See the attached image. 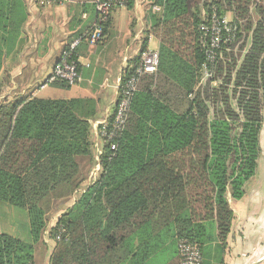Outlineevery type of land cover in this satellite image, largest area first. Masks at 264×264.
Returning a JSON list of instances; mask_svg holds the SVG:
<instances>
[{"label":"trees","instance_id":"trees-1","mask_svg":"<svg viewBox=\"0 0 264 264\" xmlns=\"http://www.w3.org/2000/svg\"><path fill=\"white\" fill-rule=\"evenodd\" d=\"M121 1L127 10L134 7V0ZM148 1L145 32L158 41V66L136 78L114 151L99 140L95 153L92 99L0 102V203L27 213L30 235L26 243L0 234V264H44L47 248L46 264H180V240L197 246L201 264H225L229 200L244 197L257 167L264 0ZM115 8L99 24L97 44L108 35ZM23 11L19 4L17 18L0 22V72L26 23ZM213 24L224 42L210 61L211 31L200 27ZM93 25L63 50L78 38V47L88 45ZM77 48L66 62L80 73ZM138 63L122 73L121 83ZM96 165L97 179L88 186Z\"/></svg>","mask_w":264,"mask_h":264},{"label":"crops","instance_id":"crops-1","mask_svg":"<svg viewBox=\"0 0 264 264\" xmlns=\"http://www.w3.org/2000/svg\"><path fill=\"white\" fill-rule=\"evenodd\" d=\"M91 2V0H67L64 4L47 7L41 0H0L1 23L6 19L13 21L17 18L13 15L19 4L27 18L13 51L3 63L4 70L17 71L13 78L28 77L25 84L23 83L26 87L19 96H25L27 88L37 87L41 82L40 78H46L44 84L38 86L41 87L40 89L50 86L46 83L47 78L57 65L63 48L78 33L87 31L97 21ZM149 5L148 0H135L131 10L124 7L116 8L113 14L111 13L112 25L104 41L94 46L82 44L77 48L76 57L81 66V81L73 85L78 87L75 92L78 94L77 97L70 99L89 98L96 102L97 113L95 120L91 122L92 130L94 126L95 132L96 127L110 118L111 113L114 112L117 86L122 73L136 63L144 50L158 51V41L150 33L145 32L149 29ZM121 10H126L127 14H122ZM151 45L154 47L151 48ZM229 204L233 213V222L227 240L224 263L262 264L264 242L254 240L252 235L248 238V234L244 233L246 231V227H243L244 220L245 224L248 221L246 226H249L250 233L255 231L254 216L246 213L238 217V210L233 207L234 201L229 200ZM1 207L2 205L0 210ZM6 209L12 211V208L6 207ZM11 215V222L9 225L6 223V229H1L0 234L21 240L14 227V213Z\"/></svg>","mask_w":264,"mask_h":264},{"label":"built area","instance_id":"built-area-1","mask_svg":"<svg viewBox=\"0 0 264 264\" xmlns=\"http://www.w3.org/2000/svg\"><path fill=\"white\" fill-rule=\"evenodd\" d=\"M46 6L61 5L67 0H41ZM95 11L98 14L97 24L93 25V29L87 34L85 40L90 46L96 45L102 40V29L99 24L106 19L109 15L110 10L114 7H121L122 1L120 0H95L93 2ZM159 8L156 6L152 7L153 12H159ZM217 24H213L210 29L201 26L200 29L204 32L211 31L210 44L207 52V57L211 61L213 60L214 53L212 49L219 46L220 43L224 42L221 38L219 27ZM81 38H78L72 42L66 49H64L60 56V63L57 64L50 76L47 79V83H54L56 81H62L67 85H77L81 81L80 73L77 71V67L74 62H66L74 50L80 44ZM158 66V52L156 50H145L139 57V63L133 70L132 74L129 75L128 79L117 86V99L115 103L114 113L112 120L109 122V118L102 121L99 127H96V140H104L109 145L111 151L115 150V144L113 140L118 137V134L123 130L126 114L130 105V101L135 92L136 78L141 75L154 74ZM132 67H130L131 69ZM206 77V75H205ZM99 143V142H98ZM97 146V143H96ZM100 154L99 148L96 149V155ZM97 159V158H96ZM100 169L99 165H96L91 175L88 178V185L93 183L98 176ZM45 233L44 236H46ZM178 253L181 258L180 264H201V255L196 245H193L185 240H180L177 245Z\"/></svg>","mask_w":264,"mask_h":264},{"label":"rangeland","instance_id":"rangeland-1","mask_svg":"<svg viewBox=\"0 0 264 264\" xmlns=\"http://www.w3.org/2000/svg\"><path fill=\"white\" fill-rule=\"evenodd\" d=\"M135 1V0H134ZM55 5L47 6V7H53ZM116 9V8H115ZM122 14H127L126 10H121ZM113 14V13H112ZM228 19H230V16H227ZM153 48L154 46H150ZM17 73L16 70L14 71H7L2 70L0 72V102L3 100L13 101L15 98L22 99L24 97H31L33 95L36 98L41 99H54V100H61V99H70L73 97H77V90L78 87L72 86L69 89H61V88H54L52 86H48L45 89H40L41 87H38L40 84L43 85L45 81L44 78H40L39 85L37 87H31L27 88L25 91V96H13L14 94L19 95L24 91L25 87L23 83L25 84V81L28 77L19 76L18 78H13V76ZM25 73V72H24ZM48 79V78H47ZM205 78L203 79L204 82ZM202 82V81H201ZM47 83V81H46ZM263 122L261 126V130L259 133V151H258V159H257V167L255 171V175L245 184L244 190L245 195L240 201H234L233 207H235L238 210V217L240 214L244 216L246 213L249 215L254 216L253 219V233H250L248 221L245 224V220L243 223V227H246V231L244 233L248 234V238L253 236V239L264 242V109H263ZM93 136L95 140V144L97 143V146L95 145V153L96 149L99 147V143L96 140L97 132L94 131L93 126ZM94 167V166H93ZM93 169V168H92ZM92 169L90 170V174L92 173ZM2 205L1 211L0 210V230H4L7 227V224L11 222V214L14 213L15 220H14V227L16 232L18 233V237L26 242L29 243V234H28V217L27 213L23 210H16L13 208L12 211H9L6 209V207L11 208L9 205L4 203H0ZM4 206V207H3ZM59 208V207H58ZM64 208L61 207L59 210H63ZM7 212L8 215H4ZM59 216L58 214H55L49 218L48 226H52L55 222V219ZM7 223V224H6ZM248 231V232H247ZM45 242L47 243L48 247L52 246V242L50 243L48 234L44 236ZM42 250L37 249L35 252V258L38 260L42 256ZM50 249H44V264L47 262V258L49 256Z\"/></svg>","mask_w":264,"mask_h":264}]
</instances>
